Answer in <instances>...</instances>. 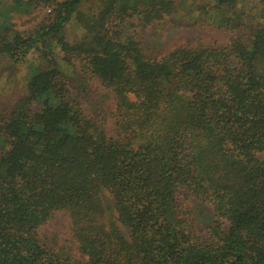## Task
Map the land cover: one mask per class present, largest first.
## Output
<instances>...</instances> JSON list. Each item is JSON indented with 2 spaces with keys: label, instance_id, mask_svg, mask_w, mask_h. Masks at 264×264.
Wrapping results in <instances>:
<instances>
[{
  "label": "trees",
  "instance_id": "1",
  "mask_svg": "<svg viewBox=\"0 0 264 264\" xmlns=\"http://www.w3.org/2000/svg\"><path fill=\"white\" fill-rule=\"evenodd\" d=\"M164 21L232 36L157 55ZM5 76L0 264H264V0H0Z\"/></svg>",
  "mask_w": 264,
  "mask_h": 264
},
{
  "label": "rangeland",
  "instance_id": "2",
  "mask_svg": "<svg viewBox=\"0 0 264 264\" xmlns=\"http://www.w3.org/2000/svg\"><path fill=\"white\" fill-rule=\"evenodd\" d=\"M40 15V14H39ZM41 16V15H40ZM13 21L21 26V20L17 16L13 17ZM77 25L73 22L71 31L75 30ZM232 33L224 28L209 26V25H176L175 23L164 21L154 23L149 26L146 32L142 35V41L144 47H151V50L156 51L157 55L165 54L170 49L181 44H191L196 46L198 44H226ZM22 72L15 73V80L13 84L17 83L16 78H19ZM7 77L0 79V93L9 94V85L4 84L3 80ZM91 89L97 94L100 101L99 115L104 118L103 128L108 134L112 133L114 120L110 116L111 111L114 108V96L111 92L105 90L98 80L92 79L89 82ZM87 109V106H85ZM87 112H90L89 109ZM93 115V114H92ZM257 157L264 160V151L258 153ZM194 207L195 215V227L196 233L200 237H205L206 228L212 220V211L206 205H192ZM68 218L60 213L54 214L53 218L43 227L40 228L39 234L41 237H48L52 239L56 245L66 243L71 246L70 236L68 231Z\"/></svg>",
  "mask_w": 264,
  "mask_h": 264
}]
</instances>
